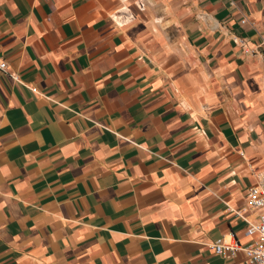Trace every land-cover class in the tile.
<instances>
[{
  "label": "crops",
  "instance_id": "0c3cea01",
  "mask_svg": "<svg viewBox=\"0 0 264 264\" xmlns=\"http://www.w3.org/2000/svg\"><path fill=\"white\" fill-rule=\"evenodd\" d=\"M148 2L0 0V264H245L264 0Z\"/></svg>",
  "mask_w": 264,
  "mask_h": 264
},
{
  "label": "built area",
  "instance_id": "2783aa9c",
  "mask_svg": "<svg viewBox=\"0 0 264 264\" xmlns=\"http://www.w3.org/2000/svg\"><path fill=\"white\" fill-rule=\"evenodd\" d=\"M133 15L126 13L124 22H129ZM245 21H242L244 23ZM233 41L238 45L245 54L255 55L260 54L264 63V38L254 48H248L246 39L242 37H234ZM261 49H263L261 51ZM7 68L6 63L0 62V70ZM13 78L17 79L16 76ZM247 210L257 212L255 222H249L244 213ZM231 212L246 223V234L254 239L252 242L242 245L240 244L233 233L229 234L228 239L221 237L210 245V249L215 255L222 258H235L242 254L245 264H264V177L261 181L247 189L246 205L244 209H232Z\"/></svg>",
  "mask_w": 264,
  "mask_h": 264
},
{
  "label": "rangeland",
  "instance_id": "374dc122",
  "mask_svg": "<svg viewBox=\"0 0 264 264\" xmlns=\"http://www.w3.org/2000/svg\"><path fill=\"white\" fill-rule=\"evenodd\" d=\"M126 4H129V3H132L134 0H123ZM140 1H142V8L144 9V8H146L147 9V7H148V5H149V0H140ZM132 7H134V6H132ZM145 9V10H146ZM144 10V11H145ZM130 14H132L133 15V11L132 10H130V12H129Z\"/></svg>",
  "mask_w": 264,
  "mask_h": 264
}]
</instances>
